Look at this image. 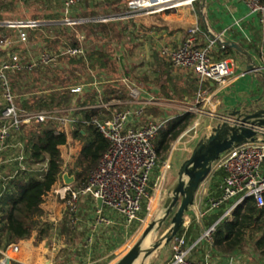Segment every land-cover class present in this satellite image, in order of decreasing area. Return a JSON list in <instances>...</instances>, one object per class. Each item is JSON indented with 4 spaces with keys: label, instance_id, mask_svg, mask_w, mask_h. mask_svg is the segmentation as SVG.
I'll list each match as a JSON object with an SVG mask.
<instances>
[{
    "label": "built area",
    "instance_id": "obj_1",
    "mask_svg": "<svg viewBox=\"0 0 264 264\" xmlns=\"http://www.w3.org/2000/svg\"><path fill=\"white\" fill-rule=\"evenodd\" d=\"M83 1L85 0H63L64 10L68 13ZM198 1L200 0H132L129 7L141 13L174 12L182 7L193 6ZM248 7V14L257 19L264 39V0H248ZM65 20V24H73L70 22L72 19L66 17ZM244 20H239L236 25L227 26L220 31L211 28L206 30L194 25L180 46H165L160 50L161 55L169 59L175 67L195 76L198 81L197 93L185 112L196 114L194 128L200 125L204 116H219H215V111H208L204 106L217 105L219 94L232 83L234 61L230 56L231 47L226 42L231 41L230 37L234 36L236 30L241 29ZM20 38L27 41V33L22 31ZM79 40L84 42L85 37L81 35ZM248 40L250 41L249 38ZM85 53V47L82 45H68L62 46L58 53L43 51L30 59L14 54L0 60V92L3 99L0 111V183L4 181L6 166L12 169L10 178L24 171L35 170V166H29L26 143L21 139L26 126L56 122L67 133H74L80 119L78 113L86 108L68 105L51 110L22 109L16 103L9 73L32 72L42 65L57 63L60 55L80 57ZM257 63L264 71V48L260 63ZM245 74V71H241L238 77ZM123 83L129 88L130 95L125 108L115 109L103 119H94L99 131L108 139L109 149L85 185H66L57 193L70 216L71 227L78 230L83 223L86 229H90L83 245L87 259L93 252L101 229H129L140 219L143 209L157 188L154 175L158 169L160 155L155 140L160 128L168 120H143L146 109L154 106L155 99L147 90L128 79H123ZM101 84V80L95 79L91 88L101 93ZM71 92L86 93L88 88L82 84L73 87ZM110 104L100 102L94 107L109 108ZM115 104L121 105L120 102ZM11 150L16 151L15 154H10ZM64 172L63 168L60 180ZM212 174L213 177H218V187L205 198L200 217L204 218L208 213L221 209L222 216L206 227L193 241L187 236L189 228L185 229V220L180 231L182 233L179 232L170 243L171 256L163 264H214L210 254L201 259H194L192 255L202 246H206L211 252L214 251L213 234L216 226L222 220L231 218L234 210L247 199H254L259 207L264 206V136H259L256 142L242 144L223 154L215 164ZM98 199L102 200L101 207L98 206ZM88 212H91V221H88ZM85 215L86 218L83 219ZM19 249L18 243L12 244L3 254L10 255L12 260H15L13 256ZM2 260L0 263L4 264Z\"/></svg>",
    "mask_w": 264,
    "mask_h": 264
},
{
    "label": "trees",
    "instance_id": "obj_2",
    "mask_svg": "<svg viewBox=\"0 0 264 264\" xmlns=\"http://www.w3.org/2000/svg\"><path fill=\"white\" fill-rule=\"evenodd\" d=\"M122 1H113L116 6L115 12H120L121 9L118 6ZM105 2H109V0H104L102 8H100V4L92 3L91 6V2L88 3V12L78 16L83 19L89 18L91 21L32 27L34 32L30 36L29 43L36 40L37 32L51 31L52 35L46 38L49 49L54 47L59 50L62 46L82 45L85 47V55L80 57L62 55L58 63L42 65L32 72L9 73L14 94L16 90L20 93L19 105H17L28 111L58 109L72 103L75 94L71 92V89L80 84V75L76 74L78 71H88V75L92 77L102 73L106 74L107 81L102 83L101 93L97 89L91 88L84 94L83 101L78 99V106L86 108L79 111L80 119L76 124V131L73 133V136L84 140L78 161L70 172L76 176L74 183L76 187L88 182L91 173L98 167L102 156L110 147L108 139L99 131L94 119H103L115 109H119L120 105L113 103L114 100L130 98L129 88L119 79L130 75L123 65V61L128 52H133L135 45H126L125 50L123 49V31L118 21L108 20L112 13L104 8L107 5ZM15 8V1L0 0V22L8 20L6 14L14 11ZM100 17L106 19L101 20ZM45 19L59 20L62 18L51 15L46 16ZM16 29L18 28L15 26H0V44L7 39L10 40V45L6 49L3 47L4 44L0 45V58L7 59L14 54L23 55L21 51L23 43L21 42L19 46L12 42V35ZM81 35L85 37L84 42L79 40ZM230 54H235L233 48H230ZM156 60L159 67L155 70V83L158 85L160 93L169 99H179L185 102L193 100L198 90L196 77L191 74L177 75L175 73L177 67L161 54L156 56ZM67 64L70 66L69 68L66 67ZM259 79L261 83L258 86L260 87L264 80L261 77ZM30 84L34 86L32 87ZM39 85H41L38 87L40 92L34 93L33 88ZM27 92H29L28 96L25 95ZM100 102L111 104L109 108L94 107ZM1 109L2 107H0V111ZM194 119V114L183 113L162 126L155 140L158 154H168L171 143L189 128ZM67 143L68 133L59 128H48L37 136L33 135L26 143L29 166L46 163L47 168L44 175L37 177L33 172L24 171L11 178L7 184L1 183L0 260L4 257L3 252L10 245L31 237V222L42 215V208L46 205L49 194L61 178L64 168L61 148ZM218 181V177L215 175L211 185L212 191L218 187ZM222 214V209L212 211L204 218V225L211 226ZM66 219L62 234L70 231L69 216L66 215ZM198 234V226L192 224L187 232L188 238L193 241ZM213 241V252L217 255L233 256L238 253L245 254L248 250L253 256L252 263L263 264L264 206L259 207L254 199H247L244 204L234 210L231 218L219 222L213 234ZM12 264L22 263L13 260Z\"/></svg>",
    "mask_w": 264,
    "mask_h": 264
},
{
    "label": "rangeland",
    "instance_id": "obj_3",
    "mask_svg": "<svg viewBox=\"0 0 264 264\" xmlns=\"http://www.w3.org/2000/svg\"><path fill=\"white\" fill-rule=\"evenodd\" d=\"M12 1V0H11ZM16 2V8L14 11L6 14V22H27V21H38V22H46L47 24L43 25H54L58 20H46V16L55 15L52 11L53 8H58L60 0H13ZM91 2V1H89ZM88 0L83 1L79 5H85L89 3ZM94 5L100 4V8H102L103 1L101 0H93ZM53 13V14H52ZM56 16V15H55ZM206 16V14H205ZM72 18V17H71ZM70 18V19H71ZM207 18V16H206ZM74 19V18H73ZM85 19V18H84ZM88 19V18H86ZM62 21L63 19H59ZM208 21V20H207ZM18 29L13 32L12 42L20 46L22 42V56L27 57L28 59L35 57L42 53L43 51H50L51 53H58L59 50L57 48L51 47L48 48L49 45L46 44V38L49 35H52L51 31H41L37 32V37L35 41H30V36L33 35L32 32L34 26H15ZM28 27V28H27ZM27 33V41H22L20 38L21 32ZM36 34V33H35ZM125 35H123L124 38ZM123 42V49L125 50L126 45H131ZM9 39L5 40L4 46L5 48L9 47L10 43ZM1 43V42H0ZM12 43V45H13ZM0 44V45H2ZM26 47V48H25ZM61 48V47H60ZM59 48V49H60ZM152 51L148 50V48H137L130 53L127 54L126 59L123 61V65L127 68L130 75L128 77H122L119 79L123 83V79H128L131 83H134L138 86H141L145 90H147L150 95L155 99L154 106H149L143 116V120L152 119L156 120V122H162L164 120H172L177 116L186 112L190 101H182L179 99H169L168 97L163 96L160 91L158 85L155 83L156 74L155 70L159 67L158 61L156 60V56L151 54ZM60 55L57 58L59 61ZM231 56V55H230ZM0 60H5L4 58H0ZM234 65H236L239 61L233 56ZM58 63V62H57ZM61 66H63L61 64ZM64 67V66H63ZM66 67H70L68 64ZM175 72L179 76L190 75L185 70L178 68ZM83 72V71H82ZM77 72L76 74L80 75L79 82L80 86L82 84L86 85L88 89H91V84L94 82L93 80H101L102 83H106V74L102 73L99 76L88 75L87 72ZM94 73V72H93ZM95 77V78H94ZM93 78V79H92ZM22 81V80H21ZM261 83V81H260ZM259 83V84H260ZM124 84V83H123ZM257 80L252 83L253 95L257 100V103L264 107V83L260 85ZM32 87L33 84H30ZM102 85V84H101ZM100 85V87H101ZM39 86L33 88L34 93H39ZM44 87H46L44 85ZM43 87V88H44ZM259 87V88H258ZM74 99L72 103L66 104L68 105H79L78 99L83 101L85 99V92L83 93H74ZM25 95H29V92L25 93ZM20 93L18 90L15 91L16 102L19 105V97ZM129 100H114L115 103L120 102L119 109L125 108L127 105V101ZM3 105L2 94L0 92V107ZM152 110V111H151ZM195 119L192 121L189 128L173 143H171L170 150L168 154H161L159 159L158 169L154 175L155 183L157 184V188L153 191L151 195V200L147 202L146 207L143 209L140 219L127 231L121 232L119 229L114 228H102L100 234L97 237L96 243L93 247V252L91 255H88V259L85 255V251L83 248L87 231L90 229H86L85 224L81 223L80 228L75 230L71 227L70 222V231L68 233L62 234L64 224H66V215L69 216L65 205L61 202L60 199L55 201V198L48 197V201H46L45 212L42 217L36 218L31 222L32 225V235L29 239L25 240L30 243V248L40 249V251H36L37 253L32 252L25 253L24 255L20 254L15 255L14 258L16 261H21L22 264H116L124 255H126L132 248H134L139 243H143L144 233L149 225L155 220L160 221L165 214L163 211L164 205H170L169 198L173 197V194L169 191L176 182L178 178V172L182 165V163L190 157L193 148L196 143L200 139L201 136L208 133V129L202 127V125H198L194 128V123L196 122V114ZM48 128H59L61 126L56 122H49L43 125H28L24 128V132L22 134L21 139L25 143H27L28 139L33 135L37 136L45 129ZM71 135V136H70ZM73 133H69L68 137H73ZM74 141V140H73ZM69 141L68 148L62 150L63 160H64V173H68L71 176H76L71 174V169L76 165L79 153L81 150L82 141L77 139L75 142ZM77 143V144H76ZM47 164H40L34 167L36 171L39 172L42 176L44 175L43 169H45ZM41 176V177H42ZM157 179H160L159 181ZM63 180V179H62ZM213 182V174H211L208 179L202 184L197 196L194 205L190 208L189 212H197V215L201 216V202L207 195L208 189ZM73 187H76L75 184ZM55 194V192H54ZM57 194V193H56ZM55 194V195H56ZM53 203V205H52ZM83 208V204L81 205ZM177 206L173 208L171 214L160 224L157 225V229H153L150 234V242L158 241L161 239L166 231L169 228L173 227L172 217L174 213L177 211ZM56 212L60 213V217L56 216ZM90 214L88 212V221L90 220ZM190 214V213H188ZM186 215V218L191 219V215ZM59 215V214H58ZM160 217V218H159ZM86 218V215L83 219ZM201 218V217H200ZM70 219V216H69ZM37 220V221H36ZM203 225L200 222V225ZM69 225V224H68ZM206 227L203 225L201 232H204ZM201 233H199L200 235ZM49 251V253H48ZM248 251V250H247ZM246 251V252H247ZM40 252V253H38ZM245 252V257L248 258L251 262H253V256L250 251ZM17 254V253H16ZM27 255V256H26ZM171 256V246L161 247L153 252V254L145 259L142 264H162ZM4 258V257H3ZM2 258V259H3ZM85 258V260H82ZM1 259V260H2ZM0 260V262H1ZM13 261V260H12ZM1 264V263H0Z\"/></svg>",
    "mask_w": 264,
    "mask_h": 264
},
{
    "label": "crops",
    "instance_id": "obj_4",
    "mask_svg": "<svg viewBox=\"0 0 264 264\" xmlns=\"http://www.w3.org/2000/svg\"><path fill=\"white\" fill-rule=\"evenodd\" d=\"M88 1H91V3L90 2L89 3L92 6L93 0H88ZM101 1L104 2V0ZM113 1L114 0H109V2H105V4L107 3V5L104 8L108 12L112 13L110 14L111 16L108 18V20L109 19L116 20L119 22V25L123 31V35H125L124 38L122 36L124 42L126 44L127 43L129 44V42L132 41L131 44L135 45L134 50L141 47L148 48V50L152 51L151 54L157 56L161 54L160 50L165 46H170L174 48L180 46L185 40L186 35L192 26L199 25L204 29H206L202 21L199 1L196 2L195 5L193 6L182 7L174 12L166 11V12H151V13H141L137 10H132L129 7V2L132 0H123L118 6V8L121 9L120 12H115L116 6L113 4ZM59 2L60 3L58 8L57 7L53 8L51 12H53L57 17H60L63 20H65L66 17L67 18L72 17L71 19L73 18L83 19V18H78V16L88 12V3L85 5L82 4L78 5L73 10L67 13L63 7V0H60ZM248 13H249L248 0H208L205 8V14L207 16L208 23L210 25V28L213 29L214 31H220L221 29L227 26L236 25L237 21L245 19L242 23L241 29L236 30V33L234 34L233 37L231 36L230 39L231 41L243 47L248 53H250L254 61L260 63L262 49L264 48V39L261 36L260 27H259V23L257 22V19L253 16H249ZM246 37H248L250 41L248 40V38L246 39ZM8 41L10 43V40ZM128 54L130 55L129 52ZM231 56L232 57L235 56L239 61L236 65H233L232 83L229 86H227L221 92V94H219L217 105L210 104L204 106V108L208 111H212V112L215 111L216 112L215 116L219 115L221 117L222 114H224L228 109H232L233 106L243 107L251 104L255 100L253 95V90L255 87L254 88L252 87V83L255 80H257L258 84L260 83V79L258 75L254 73H248L245 71L246 62L243 59L239 58L236 55V53L234 55L232 54ZM242 68L244 69L246 74L238 77V74H240ZM205 118L206 116H204L202 122L199 123L202 125L203 128H205L204 127ZM217 122H218L217 117H212L208 128L205 129H208L207 131L209 132L211 130V127L216 125ZM70 136L68 137L67 145L61 148V152L63 149L66 150V148H68L69 141L72 142L74 140L73 142H75L77 141V139H79L80 141H82V143H84V140L77 138L73 135H72L73 137ZM81 146H83V144ZM15 152L16 151L11 150L10 154L13 155L15 154ZM5 168L7 171H5L6 174L4 175L5 177L3 183L7 184L8 181L11 179L10 175L12 174L11 171L12 169L8 166H6ZM46 168L43 169L44 172ZM33 173L37 177L42 176L36 170H34ZM66 185L67 184L64 183L63 180H60V182H58L54 186L53 191L49 194L48 197H52V199L55 198L56 202L58 201V199L61 200L60 196L56 193H58V191ZM211 185L208 189L207 195L210 192H212ZM1 189L2 188L0 183V193L2 192ZM54 192L56 195L54 194ZM204 200L201 202L200 204L201 207H199L198 210L201 209L202 211ZM61 202L63 201L61 200ZM45 209H47L46 205H44L42 208V215L45 212ZM189 213L190 214L188 215H191L192 217L191 219L186 218L185 229L186 228L188 229L190 226H192V224H195V226H198L199 228V233H201V229L204 225L205 217L200 218V216L197 215V212L191 211ZM42 215L38 216V218L42 217ZM56 216L60 217V213L56 212ZM200 222H202L203 225L202 224L200 225ZM124 231H127V229ZM121 232L123 231L121 230ZM18 244L20 246V249L16 254L17 257L19 254L20 256L21 254L24 255L25 253H27V255L29 253L30 255L31 252L33 254L34 252L37 253L36 251H40V249L30 248L31 246L30 243L25 240L20 241ZM207 254H210L214 264H255V262L252 263L248 258H246L244 254L238 253L233 256L223 257L221 255H217L213 251L211 252L209 249H207L206 246L205 247L202 246L197 251H195L192 255V258L201 259L204 258Z\"/></svg>",
    "mask_w": 264,
    "mask_h": 264
},
{
    "label": "water",
    "instance_id": "obj_5",
    "mask_svg": "<svg viewBox=\"0 0 264 264\" xmlns=\"http://www.w3.org/2000/svg\"><path fill=\"white\" fill-rule=\"evenodd\" d=\"M208 0H200L201 17L206 30H210V25L205 16V8ZM105 20L106 18L100 17ZM91 21V19H72L71 23H81ZM58 24L67 23L66 20L55 22ZM43 25L46 22L27 21V22H0V26H30ZM227 45L235 50L236 55L246 62L245 71L254 73L264 80V71L253 60L252 55L243 47L235 42L227 41ZM241 71H244L242 68ZM218 122L211 127V130L200 137L189 158L181 165L178 178L169 194L173 197L169 198V207H167L164 216L152 222L144 233V237L155 226L160 225L172 212L174 207H178L172 217V231L168 236H163L158 241H152L148 244L139 243L124 255L116 264H134L138 256L146 250L148 254L156 251L161 247H168L175 236L184 227L186 215L190 208L194 205L196 196L202 184L212 174L215 164L221 159L222 155L231 149L248 142H256L259 136H264V107L258 105L255 99L248 106H233L228 109L222 117H217ZM211 121L210 117L204 119V127L208 128ZM63 181L67 185L75 183V177L64 173ZM102 200L98 199V206L101 207ZM147 259V258H146ZM2 262L4 264H12V257L5 255Z\"/></svg>",
    "mask_w": 264,
    "mask_h": 264
},
{
    "label": "bare ground",
    "instance_id": "obj_6",
    "mask_svg": "<svg viewBox=\"0 0 264 264\" xmlns=\"http://www.w3.org/2000/svg\"><path fill=\"white\" fill-rule=\"evenodd\" d=\"M167 207H168V204H166V205H164V207H163V211L162 212H164L166 209H167ZM160 218V217H159ZM161 219V218H160ZM159 219V220H160ZM158 225V224H157ZM157 225H155L149 232H148V234L144 237V240H143V243H146V244H148V242H149V238H150V236H151V234H150V232L153 230V229H157ZM171 231H172V228H169L167 231H166V233L164 234V236H168L170 233H171ZM153 254V252H151L150 254H148L147 253V251L146 250H144L139 256H138V258L136 259V261L134 262V264H142L144 261H145V259L146 258H149L151 255Z\"/></svg>",
    "mask_w": 264,
    "mask_h": 264
},
{
    "label": "flooded vegetation",
    "instance_id": "obj_7",
    "mask_svg": "<svg viewBox=\"0 0 264 264\" xmlns=\"http://www.w3.org/2000/svg\"><path fill=\"white\" fill-rule=\"evenodd\" d=\"M259 105V104H258ZM260 106V105H259ZM262 107V106H261Z\"/></svg>",
    "mask_w": 264,
    "mask_h": 264
}]
</instances>
